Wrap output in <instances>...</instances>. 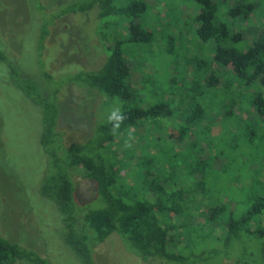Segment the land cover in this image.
<instances>
[{
  "label": "trees",
  "instance_id": "1",
  "mask_svg": "<svg viewBox=\"0 0 264 264\" xmlns=\"http://www.w3.org/2000/svg\"><path fill=\"white\" fill-rule=\"evenodd\" d=\"M195 1L200 8L194 17L195 34L201 43L213 45V53L210 70L203 65H195V69L204 74L196 76V81L192 84L200 83L203 87L221 85L222 76H228L229 81H233L231 85L227 82L224 84L223 87L227 89L233 83H238V89L226 101V106L221 107L220 112L228 123L231 118L236 117L235 130L243 137L245 135L247 143H252L251 132L259 124L256 120L264 121V91L253 90L248 93V89H252L259 81L264 85V33L246 48L239 49L234 44L239 43L243 34L233 31L231 27H239V20L252 21L257 4L249 0ZM37 2L38 12L50 13L47 4H43L41 0ZM27 5L25 7L33 13L29 0ZM91 10H95L102 21L103 32L106 28L113 29V22H122L127 32H122L120 37L118 35L106 47L107 54L100 67L94 70L77 67L66 73V80L53 89L46 90L41 84L30 80L29 74L14 68L17 56L11 52L13 50L10 43L5 42L4 49L0 50V63L11 68L10 82L40 108L42 126L38 139L42 152L49 159L50 167L40 179L36 191L38 189L40 197L63 216L64 243L82 264H94V246L103 243L110 234L117 233L131 244L135 253L144 261L188 264L196 261L191 256L192 253L186 254V251L194 247L190 235H195L199 229L210 228L211 233L216 231L215 238L222 244L221 252L225 256H222L220 264L225 259L231 260V264H256L257 259L249 262L243 257L244 245L240 257L232 251L249 243L264 255V179L260 178L259 170L251 171L245 178L248 189L252 187V190L243 203L244 212L238 216L235 207L240 202L229 193L220 197L222 189L215 187L217 183L213 177L208 179L203 161H197L187 173L191 180L189 185L185 182L184 185L177 186L176 181L181 173L171 165L169 159L163 161L159 157L162 155L158 154L157 147L160 144L155 143L142 150L139 148V140H143V136H137V128L150 126L158 119L175 118L169 138L174 140L177 136L182 140L195 125L194 121L204 114L202 107H197L189 114L183 113L181 120L178 117L179 111H174L168 102L160 101L144 106L139 98V87L136 84H139L138 81L142 84L149 82L153 77V67L147 70L148 61L138 60L136 63L140 68V78L132 81V64L125 60L124 52L127 50L125 46L149 45L155 36L153 30L140 24L148 10L146 2L130 0L123 5H116L115 0L61 2L53 6L51 11L54 15L39 34L40 49L48 34V26L54 19L69 13H88ZM170 17L168 15L166 21ZM115 25L117 24L114 23ZM103 32L100 33L104 39L112 35ZM168 47L166 50L171 53ZM195 61L197 60L188 65H194ZM56 73L57 71L49 72L45 69L42 75L48 81L53 80ZM70 83L77 84L85 91H95L100 95L97 104L105 101L106 104L118 107L120 110L115 114L122 119H110V116L105 122L95 123L82 142L66 145L62 132L57 129L60 113L57 91ZM168 85L169 92H172L173 82L170 81ZM243 105L247 111H242ZM133 138L135 140L132 141ZM135 149L140 151L139 155L135 154ZM119 150L123 154L128 150L131 153L123 160L117 152ZM259 152L263 157L258 164L260 167L262 162L264 165V146ZM131 157L135 161L133 165ZM206 157L204 159L207 162L212 158L210 155ZM76 170H80L92 185V198L82 205L75 198L73 171ZM97 198L103 203L102 206L93 209L85 207ZM231 200L235 205H231ZM27 202L30 203V199ZM195 212L203 218V222L195 221ZM217 253L218 251L211 252L208 257ZM202 254L206 257L207 253ZM18 260L28 264H49L35 251L10 240L0 232V264H12Z\"/></svg>",
  "mask_w": 264,
  "mask_h": 264
},
{
  "label": "rangeland",
  "instance_id": "2",
  "mask_svg": "<svg viewBox=\"0 0 264 264\" xmlns=\"http://www.w3.org/2000/svg\"><path fill=\"white\" fill-rule=\"evenodd\" d=\"M27 1L0 0V50L4 49L5 42L10 43L13 50L11 52L17 56L14 68L29 74L30 80L41 84L46 90L53 89L66 80L65 74L77 67L87 70L100 67L107 54L106 47L111 45L118 35L120 37L122 32H127L122 22H113V29L106 28L103 32L102 21L95 10L88 13H69L49 24L48 34L40 49L39 34L45 23L54 15L51 11L53 6L70 0H41L43 4H47L50 13L38 12L37 0H29L32 5L31 13L26 8ZM128 1L130 0H115V4L123 5ZM142 1L146 2L148 10L141 18L140 24L153 30L155 36L149 45L125 46L127 50L124 52L125 60L132 64V81H138L140 78V68L136 63L138 60L148 61L147 70L153 67L152 79L149 82L146 80L145 84L140 81L136 84L139 87V98L144 106L160 101L168 102L174 111H179L178 117L181 120L183 113L189 114L197 107H202L204 114L194 121L195 125L182 140L177 136L174 140L169 138L175 118L158 119L153 121L154 124L149 123L150 126L137 128V136H143V140H139V148L142 150L146 146L160 144L157 147L158 154L162 155L159 157L163 161L169 159L171 165L177 167L181 173L176 181L177 186L184 185L185 182L189 185L191 180L187 173L189 174V170L197 161H203L208 179L213 177L217 183L215 187L222 189L220 197L229 193L240 202V205L235 207L239 216L244 212L243 203L252 190V187L248 189L245 178L251 171L259 170L260 178L264 179L263 162L260 167L258 165L261 158L263 160L259 151L264 146V121L256 120L259 124L256 130L251 129L252 143H247L245 135L243 137L235 130L237 118H231L228 123L220 112L221 107L226 106V101L238 89V83H233L230 89H227L223 87L224 84L227 82L231 85L233 81H229L228 76H222L221 85L203 87L200 83L192 84L196 81V76L204 74L195 69V65H203L210 70L213 53V45L208 42L201 43L195 34L194 17L200 11L195 0ZM249 1L257 4L252 21L239 20V27H231L233 31L237 30L243 34L239 43L234 44L239 49L246 48L264 33V0ZM168 15L171 17L166 21ZM114 23L117 25L114 26ZM100 32L112 35L104 39ZM167 46L171 53L166 50ZM193 60H197L194 65H188ZM10 69L0 63V232L10 240L35 251L49 264H82L63 241V216L40 197L38 189L36 191L40 179L50 167L49 159L42 152L38 139L42 126L41 112L39 107L22 94L21 89L10 82ZM43 69L49 72L57 71L56 77L46 81L42 75ZM170 81L173 82L172 92H169L168 88ZM253 90L263 92V83L259 81L252 89H248V93ZM57 92L60 111L57 129L62 132L66 145L82 142L95 123L105 122L120 110L105 101L97 104L100 95L95 91H85L75 83L65 84ZM245 107L243 105L242 111H247ZM134 138L131 140H135ZM117 152L123 160L131 153L129 150L124 154L120 150ZM139 153L140 151L135 149V154ZM208 155L212 157V161L210 159L207 162L204 159ZM130 162L132 165L135 162L132 157ZM73 182L75 198L79 205L89 201L93 193L92 185L80 170L73 171ZM241 185L243 187L239 188ZM208 198H204L205 205ZM29 199L30 203L27 202ZM233 202L230 201L231 205H235ZM102 205L97 198L85 207L93 209ZM195 217L196 222H203L197 212ZM216 234V231L211 233L210 228H207L199 229L195 235H190L194 247L186 251V254L192 253L191 256L196 261L188 264L221 263L222 256L225 255L221 252L222 244L215 238ZM243 245V257L246 261L257 259L256 264H264V255L249 243L240 245L238 249L236 247L234 250L237 252H232L240 257ZM214 251L218 253L208 257V254ZM202 252L207 253V258ZM93 261L94 264H160L156 260H142L131 244L117 233L110 234L103 243L94 246ZM12 264L28 263L18 260ZM223 264H231V260L225 259Z\"/></svg>",
  "mask_w": 264,
  "mask_h": 264
},
{
  "label": "clouds",
  "instance_id": "3",
  "mask_svg": "<svg viewBox=\"0 0 264 264\" xmlns=\"http://www.w3.org/2000/svg\"><path fill=\"white\" fill-rule=\"evenodd\" d=\"M110 119H116V120H121L122 118L120 116H117L115 113L112 114V117ZM118 126V125H117Z\"/></svg>",
  "mask_w": 264,
  "mask_h": 264
}]
</instances>
